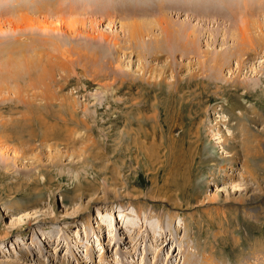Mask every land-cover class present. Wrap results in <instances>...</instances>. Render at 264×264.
I'll return each instance as SVG.
<instances>
[{
	"label": "rangeland",
	"instance_id": "rangeland-1",
	"mask_svg": "<svg viewBox=\"0 0 264 264\" xmlns=\"http://www.w3.org/2000/svg\"><path fill=\"white\" fill-rule=\"evenodd\" d=\"M0 32V264H264L263 0H0Z\"/></svg>",
	"mask_w": 264,
	"mask_h": 264
},
{
	"label": "bare ground",
	"instance_id": "bare-ground-1",
	"mask_svg": "<svg viewBox=\"0 0 264 264\" xmlns=\"http://www.w3.org/2000/svg\"><path fill=\"white\" fill-rule=\"evenodd\" d=\"M261 1V0H260ZM264 1V0H263ZM244 4V3H243ZM244 5H246V1H245V4ZM254 5V4H253ZM252 9V8H251ZM150 10V9H149ZM172 10V9H171ZM177 10V9H176ZM175 10V11H176ZM136 11H138V10H136ZM148 12V11H147ZM177 12H180V10H177ZM176 12V13H177ZM82 14V13H81ZM137 14V13H136ZM135 17H138V16H129V17H127L126 18V23L127 22H131V24H129L128 23V25H133L132 27H131V30H135V29H132V28H134V27H136V26H134V22H136L137 20H139V19H132V18H135ZM143 19V18H142ZM130 20H132V21H130ZM136 24V23H135ZM127 25V24H126ZM137 25V24H136ZM130 28V27H129ZM168 28V27H167ZM18 29V28H17ZM16 29V30H17ZM138 29V28H137ZM192 29H193V27H192ZM9 30V29H8ZM189 30H191V29H189ZM3 31V30H2ZM135 32V31H134ZM1 33V32H0ZM73 33V32H72ZM138 33V32H137ZM192 35V34H191ZM131 36V35H130ZM134 36V35H133ZM190 36V35H189ZM193 36V35H192ZM102 38L104 39V37L102 36ZM132 39V38H131ZM192 39H194V38H192ZM106 42H108L106 39H104ZM110 40V39H109ZM191 40V39H190ZM195 40V39H194ZM112 41V40H111ZM185 41V40H184ZM190 42H192L193 44H194V42L195 41H190ZM190 42H188L187 43V41H185V46H187V45H189V43ZM113 43V42H112ZM115 43V42H114ZM118 45V44H117ZM182 45H184V44H182ZM43 48V47H42ZM117 49V48H116ZM160 49H161V47H160ZM47 51V50H46ZM146 51V50H145ZM157 50H153L152 49V51H150L151 52V54H152V52L154 53V52H156ZM168 51V50H167ZM50 52V51H49ZM52 52V51H51ZM50 52V53H51ZM61 53V55H65V53L63 52V51H60ZM141 52V51H140ZM171 52V51H170ZM137 53H139V52H137ZM142 53V52H141ZM157 54H158V52H156ZM156 53H154L155 54V57H156V59H162L163 57L162 56H160L159 54H163V53H161V52H159V54L157 55ZM184 53H188V49H186V51L184 52ZM48 54V53H47ZM69 54V53H68ZM104 54V53H103ZM113 54H114V52H113ZM113 54H112V56H113ZM140 54V53H139ZM139 54H137V56H138V58H139V60L141 59V55H139ZM143 54V53H142ZM172 54V53H171ZM170 54V55H171ZM50 55H52V54H50ZM82 55H84V54H82ZM157 55V56H156ZM174 55V54H173ZM49 56V55H48ZM84 56H86V55H84ZM81 57V56H80ZM146 57V56H145ZM144 57V58H145ZM216 57V56H215ZM228 57V56H227ZM19 58V57H18ZM17 58V59H18ZM20 58H22V62L24 63V65L22 66L21 65V63L19 62V61H14V63H15V68H16V70L18 71V70H21V71H23V70H25V71H28V69L30 68H33V67H35V66H32V65H35L36 63H33V62H31V60H32V58H29V57H27V56H23V57H20ZM59 59L61 58V57H58ZM62 58H64L63 56H62ZM90 58H92V57H90ZM166 58V57H165ZM169 58V57H168ZM55 59H57V58H55ZM170 59V61L168 62V65H167V68L171 71V72H174V69L175 68H178V67H180L181 68V65H180V63L178 64V65H171L172 63H173V61H174V59H173V57H170L169 58ZM85 60V59H84ZM36 61V60H35ZM61 61V60H60ZM62 61H63V59H62ZM61 61V62H62ZM146 60H144V62H142V61H140L141 62V66H142V70L145 72V73H150L151 74V67H150V65L151 64H146V62H145ZM46 62V64L45 63H43V64H45L46 66L44 67H41L40 68V74L38 75V77H39V79H38V81H42V80H47V75L49 76V78H51L52 77V72H53V70L51 69V66H50V64H47V61H45ZM50 62V61H49ZM61 62H60V64H61ZM69 62V61H68ZM225 62V59H219V57H216L215 59H213L212 60V65H211V69H217V68H219L218 66L220 65H222V63H224ZM64 63V62H63ZM206 63V61H204V63L203 64H205ZM42 64V65H43ZM59 64V65H60ZM202 64V63H201ZM63 66H64V64H62ZM14 66H13V68H14ZM39 68V67H38ZM62 68V67H61ZM64 68V67H63ZM65 69V68H64ZM63 69V70H64ZM177 70V69H176ZM215 71V70H214ZM160 76H162V74H160V75H158V77H160ZM153 78H157V75H155V76H152ZM142 81H144L145 83H144V85L145 86H148V87H150V86H152V84H150L151 82L149 81V78H146V79H144V75H142L141 76V78H140ZM123 79L121 78V81H119L120 82V85H121V82H124V81H122ZM129 80V79H128ZM157 80H158V78H157ZM136 82H137V80H136ZM136 82H132V81H130L129 83L131 84L130 85V87H129V91H131V90H135V89H137V87H138V85L136 84ZM157 85H160L161 87L162 86H165V87H167V88H173V89H176L177 90V88H178V81H177V79H176V81L175 82H173V83H167V82H165L163 79H160L159 80V82L157 83V84H154L153 86L154 87H157ZM189 85H191V86H193L192 85V83L191 82H189ZM36 86V85H35ZM122 86V85H121ZM30 87H32V85H30ZM27 91H29V90H27ZM148 91V93H152V92H154L152 89H148L147 90ZM41 93H42V91H41ZM32 96L34 97V96H36V94L35 93H32ZM180 96V95H179ZM42 100H48V102L52 99V97L50 96V94H47V95H44V96H42V97H40ZM64 101V100H63ZM47 102V101H46ZM44 105H47V103H45L44 102ZM72 105V107L74 106L73 104H71ZM76 106V105H75ZM143 106V105H142ZM71 107V106H70ZM71 107V108H72ZM73 109H74V107H73ZM141 109V108H140ZM66 111H67V109H66ZM73 111V110H72ZM31 113V112H30ZM155 202L157 201V200H154ZM169 202V201H168ZM175 205V207H178L176 204H174ZM171 219H172V217H170ZM113 230H115V231H119V229L118 228H115V229H113ZM110 235V234H109ZM161 236V235H160ZM114 237V236H113ZM162 238H165V237H163V236H161V237H158V238H156V240H160V239H162Z\"/></svg>",
	"mask_w": 264,
	"mask_h": 264
}]
</instances>
